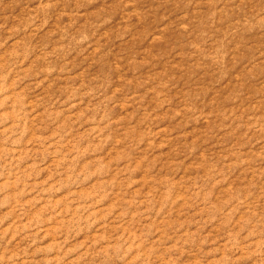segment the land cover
I'll use <instances>...</instances> for the list:
<instances>
[{
	"label": "rangeland",
	"instance_id": "obj_1",
	"mask_svg": "<svg viewBox=\"0 0 264 264\" xmlns=\"http://www.w3.org/2000/svg\"><path fill=\"white\" fill-rule=\"evenodd\" d=\"M0 264H264V0H0Z\"/></svg>",
	"mask_w": 264,
	"mask_h": 264
}]
</instances>
